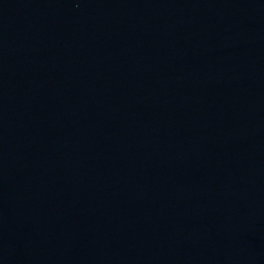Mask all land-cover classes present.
<instances>
[{"label": "water", "instance_id": "95a60500", "mask_svg": "<svg viewBox=\"0 0 264 264\" xmlns=\"http://www.w3.org/2000/svg\"><path fill=\"white\" fill-rule=\"evenodd\" d=\"M0 264H264V0H0Z\"/></svg>", "mask_w": 264, "mask_h": 264}]
</instances>
